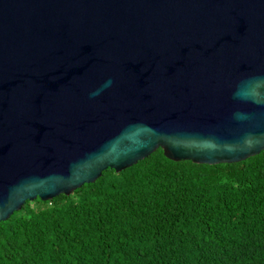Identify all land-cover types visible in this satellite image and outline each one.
I'll use <instances>...</instances> for the list:
<instances>
[{
  "label": "water",
  "instance_id": "1",
  "mask_svg": "<svg viewBox=\"0 0 264 264\" xmlns=\"http://www.w3.org/2000/svg\"><path fill=\"white\" fill-rule=\"evenodd\" d=\"M158 148L264 150V0H0V222Z\"/></svg>",
  "mask_w": 264,
  "mask_h": 264
},
{
  "label": "trees",
  "instance_id": "2",
  "mask_svg": "<svg viewBox=\"0 0 264 264\" xmlns=\"http://www.w3.org/2000/svg\"><path fill=\"white\" fill-rule=\"evenodd\" d=\"M0 264H264V150L196 164L162 148L0 222Z\"/></svg>",
  "mask_w": 264,
  "mask_h": 264
},
{
  "label": "clouds",
  "instance_id": "3",
  "mask_svg": "<svg viewBox=\"0 0 264 264\" xmlns=\"http://www.w3.org/2000/svg\"><path fill=\"white\" fill-rule=\"evenodd\" d=\"M110 83H111V81L108 82V84H110Z\"/></svg>",
  "mask_w": 264,
  "mask_h": 264
}]
</instances>
